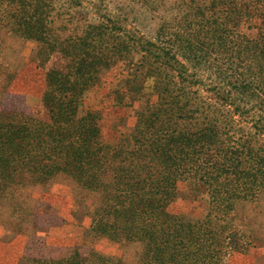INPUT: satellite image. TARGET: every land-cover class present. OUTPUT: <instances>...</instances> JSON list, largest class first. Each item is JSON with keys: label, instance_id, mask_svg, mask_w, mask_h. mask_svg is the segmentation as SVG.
<instances>
[{"label": "rangeland", "instance_id": "rangeland-1", "mask_svg": "<svg viewBox=\"0 0 264 264\" xmlns=\"http://www.w3.org/2000/svg\"><path fill=\"white\" fill-rule=\"evenodd\" d=\"M47 1L50 25L60 38L81 35L105 16L120 15L127 30L165 43L162 24L181 28L194 17L198 4L214 20L223 17L228 6L250 0ZM42 5L38 4L40 11ZM14 30L0 24V168L7 165L8 155L11 163L8 172L0 169V264H264V185L234 181L228 187L236 195L234 203L216 201L208 189L211 183L198 185L188 173L178 176L164 170L157 141L138 132L148 97L138 89L132 92L127 80L137 70L140 51L133 55V65L121 61L98 74L83 94L76 118L65 122L61 134L50 127L55 120L52 108L55 116L60 111L51 105L56 100L48 97L53 93L58 99L60 94L47 83L48 72L63 61L41 41L15 35ZM249 62L250 70L259 74L256 58ZM229 67L244 71L242 65ZM209 73L199 77L211 84ZM142 82L140 75L135 83ZM144 85L146 95L151 94L153 78ZM262 88L247 107L240 99V109L215 98L201 105L209 104L213 111L221 108L211 126L222 137H243L264 156ZM199 95L211 96L203 88ZM22 125L28 131L41 125L45 130L2 144ZM200 143L213 148L208 150L213 154L214 143ZM246 153L241 171L255 163ZM259 174L264 177V166ZM161 185L171 190L164 199L152 190ZM166 246L176 247L160 254ZM200 246L203 251L190 258L171 261L175 249L184 255L188 248L198 251ZM209 252L211 262L206 258Z\"/></svg>", "mask_w": 264, "mask_h": 264}, {"label": "trees", "instance_id": "trees-1", "mask_svg": "<svg viewBox=\"0 0 264 264\" xmlns=\"http://www.w3.org/2000/svg\"><path fill=\"white\" fill-rule=\"evenodd\" d=\"M40 2L43 4L41 11L38 6ZM44 2L48 1L0 0V24L15 29V35L41 41L63 61L59 68L48 72L47 88L60 94L58 99L57 94L53 96L50 93L48 96L56 100L51 105L53 107L55 103L60 111V115L55 116V110H51L52 118L55 117V123L50 126L53 132H65L62 130L66 128L65 122L68 123L71 117L76 118L75 113L83 94L96 83L98 74L104 68L121 61L127 62V66L133 65V55L140 51L137 70L130 72L127 86L132 92L138 89L141 95L148 97L145 112L139 114L137 130L142 138L149 139L151 136L157 141L159 149L156 153L161 159V167L178 176L188 173L196 179L198 185L201 182L211 183L208 189L213 193L214 200L229 201L231 205L236 195L228 187L234 181L241 186L248 183L264 185V177L259 174L264 166V156L259 155L243 137H222L217 127L211 126L212 119L221 112V108L213 111L208 108L209 104L206 107L201 105L208 102L207 99L215 98L222 105L229 104L234 109H240V99L244 100L243 106L247 107L252 95L263 89L264 0H250L245 5L228 6L223 9L225 15L214 20L207 17L203 5L198 4V11L181 26L183 29L178 28L179 25L162 24L160 37L166 36L165 43L127 30L121 25L123 21L120 15L114 18L105 16L102 22L88 25L81 35L60 38L50 25V12H46L48 6ZM211 16L215 17L216 14L212 13ZM244 28L255 30L254 33H247L243 32ZM251 57L256 58L259 74L250 70L251 63L247 62ZM230 64L242 65L244 71L238 72L239 69L229 67ZM201 69H205L203 74ZM207 70L210 71L208 76L211 84L203 82L199 77L207 73ZM140 75L143 76V82L138 85L135 82ZM149 78H153V85L151 94L146 95L144 84ZM202 88L211 96L201 97L199 93ZM153 95L155 100L152 99ZM260 105L264 108V100ZM44 130L41 125L28 131V127L22 125L11 136L5 137L2 144L17 143L26 137L25 134H31L32 131L40 134ZM201 141L214 143L213 154H208V150L213 148L204 143L197 144ZM246 151L248 155L254 156L255 163L246 165V170L241 171ZM210 156H213L214 162ZM6 160L7 165L0 168L3 169L1 173L11 169L9 155ZM244 173L250 174L242 176ZM243 177H251L252 180H242ZM152 190L153 194L163 199L171 193L170 188L164 185L159 189L153 187ZM169 247L176 246H166L160 254ZM200 247L198 251L188 248L184 255L175 249L170 255L171 261L190 258L199 250L203 251L204 248ZM208 257L211 262L210 252Z\"/></svg>", "mask_w": 264, "mask_h": 264}]
</instances>
